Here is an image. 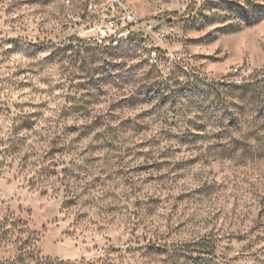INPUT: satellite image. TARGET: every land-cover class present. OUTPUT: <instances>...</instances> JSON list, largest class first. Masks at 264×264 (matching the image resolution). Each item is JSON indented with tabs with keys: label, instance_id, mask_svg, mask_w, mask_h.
Returning a JSON list of instances; mask_svg holds the SVG:
<instances>
[{
	"label": "rangeland",
	"instance_id": "1",
	"mask_svg": "<svg viewBox=\"0 0 264 264\" xmlns=\"http://www.w3.org/2000/svg\"><path fill=\"white\" fill-rule=\"evenodd\" d=\"M131 2L160 66L0 2V264H264V0Z\"/></svg>",
	"mask_w": 264,
	"mask_h": 264
},
{
	"label": "built area",
	"instance_id": "2",
	"mask_svg": "<svg viewBox=\"0 0 264 264\" xmlns=\"http://www.w3.org/2000/svg\"><path fill=\"white\" fill-rule=\"evenodd\" d=\"M3 0H0V2ZM64 7H79L77 22L84 21L82 40L100 48H116V43L137 46L151 65L160 66L159 21L142 19L128 0H57Z\"/></svg>",
	"mask_w": 264,
	"mask_h": 264
},
{
	"label": "bare ground",
	"instance_id": "3",
	"mask_svg": "<svg viewBox=\"0 0 264 264\" xmlns=\"http://www.w3.org/2000/svg\"><path fill=\"white\" fill-rule=\"evenodd\" d=\"M128 5L131 7V9H133V8H132L133 5H132L131 0H128ZM123 43H124V42L116 43V47L121 46Z\"/></svg>",
	"mask_w": 264,
	"mask_h": 264
},
{
	"label": "trees",
	"instance_id": "4",
	"mask_svg": "<svg viewBox=\"0 0 264 264\" xmlns=\"http://www.w3.org/2000/svg\"><path fill=\"white\" fill-rule=\"evenodd\" d=\"M75 39L82 41L81 39H78V38H75Z\"/></svg>",
	"mask_w": 264,
	"mask_h": 264
}]
</instances>
